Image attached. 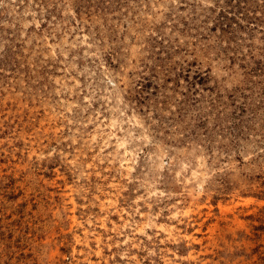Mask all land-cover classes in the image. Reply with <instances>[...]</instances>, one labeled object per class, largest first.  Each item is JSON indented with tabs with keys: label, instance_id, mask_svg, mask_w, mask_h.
Wrapping results in <instances>:
<instances>
[{
	"label": "rangeland",
	"instance_id": "obj_1",
	"mask_svg": "<svg viewBox=\"0 0 264 264\" xmlns=\"http://www.w3.org/2000/svg\"><path fill=\"white\" fill-rule=\"evenodd\" d=\"M0 264H264V0H0Z\"/></svg>",
	"mask_w": 264,
	"mask_h": 264
}]
</instances>
